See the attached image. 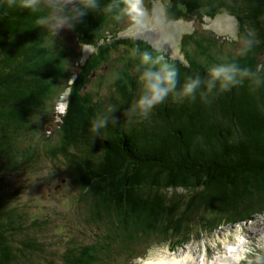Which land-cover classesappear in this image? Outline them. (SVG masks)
<instances>
[{"label":"trees","instance_id":"1","mask_svg":"<svg viewBox=\"0 0 264 264\" xmlns=\"http://www.w3.org/2000/svg\"><path fill=\"white\" fill-rule=\"evenodd\" d=\"M165 1L175 12H182L176 15L202 17L203 5L198 0ZM239 2L237 20L258 41L239 66L256 75L230 90L222 91L217 85L206 98L200 95L206 88L199 89L195 99L176 101L169 96L146 118L126 117L127 108L139 95L136 68L144 51L175 66L178 88L189 78L209 79L210 68L196 61L185 64L164 59L141 40L106 43L79 65L69 87L66 113L61 116L63 140L54 156L64 157L71 170L69 179L83 191L81 202L95 222L113 220L112 224L126 228L128 209L141 211L142 216L136 217L138 229L132 234L140 231L145 237L155 236L154 224L159 220V228L168 237L165 243L173 239L180 248L264 215V66L258 61L264 55V0ZM97 3L99 8L73 25L82 45L96 46L104 39L98 40L101 29L119 12V8L104 12L112 0ZM214 3L209 2L208 8L214 10ZM43 15L46 12L20 7L19 0L12 6L0 0V264H28L43 251L36 227L17 225L20 216L11 206L6 180V175L26 162L23 159L30 149L25 153V140L38 129L42 96L52 95L55 81L65 76L63 57L48 47L44 50L38 42L37 24L32 27V19ZM121 46L129 47L134 58L118 70L107 100L95 98L92 91L85 93L95 70L102 68L110 51ZM47 56L51 60L46 63ZM98 115H113L117 124L109 120L97 134L90 127ZM81 253L78 264H89L87 250Z\"/></svg>","mask_w":264,"mask_h":264},{"label":"rangeland","instance_id":"2","mask_svg":"<svg viewBox=\"0 0 264 264\" xmlns=\"http://www.w3.org/2000/svg\"><path fill=\"white\" fill-rule=\"evenodd\" d=\"M198 1L203 5L202 17L191 18L186 14L176 15L182 12H175V8L163 0L168 24L158 30L159 32L153 30L137 36L135 30L130 28L126 17L117 20L115 16L101 29L98 40L104 39L96 46H91L90 53L97 52L99 48L105 47L106 43L113 41H144L139 39L143 36L155 44L159 50L154 49L163 54L164 59H179L185 64H188V60L196 61L209 68L229 62L243 64V61L247 60L244 57L247 52L251 54L252 49L242 52L240 40L234 38L251 32L237 20L236 12L240 0H214V10L209 9L207 5L213 0ZM145 4L150 6L151 0H145ZM169 7L173 8L172 12L169 11ZM42 11L39 10L40 13ZM38 19H32V27L37 24ZM36 27L39 28L41 37L38 35V42L43 44V47L39 48L47 50L45 48L48 47L57 57H63L65 76L55 81L52 95L47 93L48 96H42L41 104L44 105L38 108L36 118L38 129L28 133L25 140V153L30 149L23 159L26 162L17 172L6 175L11 206L20 216L17 225L25 228L36 227L35 236L43 245V251L31 257L26 263L78 264L82 250H87L86 260L89 264H145L161 256H170L164 253L169 248L166 247L167 242L165 243L168 237L164 236V229L159 228V220L156 221L157 226L154 224L155 220L152 222L158 230L155 236L145 237L140 231L138 235H134L131 232L138 229L139 219L136 217L142 216L141 211L128 209L126 216L129 223H126V228L124 226L119 228L116 223L112 224L113 220L95 222L87 207L83 206L81 202L83 191L74 187L69 179L71 170H68L64 157L54 156V151L63 140L60 123L61 116L65 114L67 108L66 101L71 85L69 80L77 75L79 65L91 54H86L82 50L83 45L72 29H60L55 33L47 27L39 25ZM130 53L133 54L127 46L110 51L101 65L102 68L95 70L85 93L92 91L95 98L107 100L118 70L131 57L134 58V54L131 56ZM49 59L51 60L47 56L46 63ZM258 61L259 65L264 66V55L258 56ZM131 71L134 73L133 68ZM77 108L82 110L80 104ZM31 153L34 155L26 159ZM150 215L148 219H151ZM28 233L26 240L29 239ZM136 236L138 237L135 239ZM128 239L135 240L128 242ZM171 241V248L175 253L189 248L197 253L201 260L204 259L210 264L226 258V253L233 257L231 264H247L248 259H252L256 254L264 255V215L246 223L222 228L215 234L205 235L201 240L194 239L180 248H177V242L173 239ZM232 246L235 247L233 251L229 250Z\"/></svg>","mask_w":264,"mask_h":264},{"label":"clouds","instance_id":"3","mask_svg":"<svg viewBox=\"0 0 264 264\" xmlns=\"http://www.w3.org/2000/svg\"><path fill=\"white\" fill-rule=\"evenodd\" d=\"M6 3L12 6L17 3V0H6ZM19 4L24 9L46 12V15L41 16L36 23L55 33L60 29H73L74 24L83 22L88 11L100 7L97 0H19ZM116 8H119L116 19L126 17L130 28L135 30L136 36L153 30H161L168 24L163 0H151L150 6L145 4V0H112V3L105 5L103 10L105 13H112ZM234 38L240 40L242 52H247L258 42L254 32H248L242 37L234 36ZM90 47V45H83L82 50L86 54H91ZM140 55L141 64L136 68L139 73L140 91L138 98L133 100L127 108L126 117L138 115L146 118L169 96L176 101H182L184 98L195 99L197 91L206 88L207 92L200 93L202 98H206L207 93L216 89L217 85L222 91L230 90L240 84L243 79H254L256 75L251 69L241 68L236 63L218 64L209 69V79L189 78L183 86L178 88L179 73L175 66L164 61L162 56L153 58L149 51H144ZM74 79L75 77L69 82L74 83ZM109 120L113 126L117 124L113 115L111 117L96 116L91 121V131L99 134L108 126ZM245 251L248 253L247 249ZM247 264H264V255L256 254L252 259H248Z\"/></svg>","mask_w":264,"mask_h":264},{"label":"bare ground","instance_id":"4","mask_svg":"<svg viewBox=\"0 0 264 264\" xmlns=\"http://www.w3.org/2000/svg\"><path fill=\"white\" fill-rule=\"evenodd\" d=\"M232 249L235 250V247L234 246L229 247V250H232ZM228 254L230 255V253H228ZM228 254L227 253L225 254L226 258H221V259L217 260L216 263H212V264H231L233 262L231 260V258H233V257H232V255L227 256ZM231 254H233V252ZM145 264H210V262L207 263L204 259L201 260V258H199L197 256V253H195L193 250H191L189 248H184L183 250L179 251L178 253H175V254L170 255L168 257L167 256H161V258H158L157 260H151V261L149 260Z\"/></svg>","mask_w":264,"mask_h":264}]
</instances>
